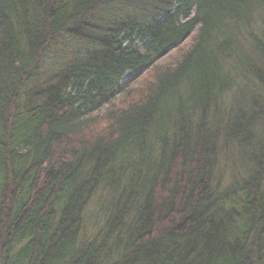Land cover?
<instances>
[{
	"label": "trees",
	"instance_id": "trees-1",
	"mask_svg": "<svg viewBox=\"0 0 264 264\" xmlns=\"http://www.w3.org/2000/svg\"><path fill=\"white\" fill-rule=\"evenodd\" d=\"M0 264H264V0H0Z\"/></svg>",
	"mask_w": 264,
	"mask_h": 264
},
{
	"label": "rangeland",
	"instance_id": "rangeland-1",
	"mask_svg": "<svg viewBox=\"0 0 264 264\" xmlns=\"http://www.w3.org/2000/svg\"><path fill=\"white\" fill-rule=\"evenodd\" d=\"M83 43L76 42L67 37L58 38L46 51L42 58L41 67L44 69L55 70L60 68L64 62H67L72 58L78 51L83 50ZM46 72V70H45ZM137 83V82H136ZM224 175L230 171L231 164H223Z\"/></svg>",
	"mask_w": 264,
	"mask_h": 264
}]
</instances>
